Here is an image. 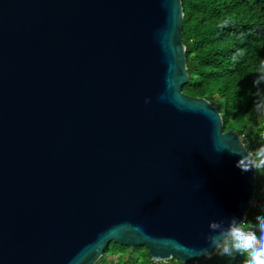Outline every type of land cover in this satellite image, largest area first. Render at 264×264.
<instances>
[{"label": "water", "instance_id": "obj_1", "mask_svg": "<svg viewBox=\"0 0 264 264\" xmlns=\"http://www.w3.org/2000/svg\"><path fill=\"white\" fill-rule=\"evenodd\" d=\"M182 20L181 0H0V264L110 242L194 264L210 220L244 219L255 171L230 151H250L182 91Z\"/></svg>", "mask_w": 264, "mask_h": 264}, {"label": "trees", "instance_id": "obj_2", "mask_svg": "<svg viewBox=\"0 0 264 264\" xmlns=\"http://www.w3.org/2000/svg\"><path fill=\"white\" fill-rule=\"evenodd\" d=\"M182 41L189 80L182 91L203 97L220 112L224 130L239 133L246 148L264 147V114L255 115V103L264 98V85L253 81L264 75V0H181ZM246 223L264 215V170H256L253 198ZM110 254H117L109 260ZM174 264H182L172 258ZM95 264H160L145 246L132 249L110 242ZM194 264H243V257L211 256Z\"/></svg>", "mask_w": 264, "mask_h": 264}, {"label": "clouds", "instance_id": "obj_3", "mask_svg": "<svg viewBox=\"0 0 264 264\" xmlns=\"http://www.w3.org/2000/svg\"><path fill=\"white\" fill-rule=\"evenodd\" d=\"M257 88L264 85V75L253 81ZM161 99H166L162 96ZM148 103V99H145ZM255 110L264 114V98L256 101ZM238 156L236 167L241 172H254L264 170V147H260L255 153H250L241 148L230 151ZM209 232L205 239L216 250L217 254L234 258L239 255L243 257V264H264V215L255 218V227L250 228L245 219L230 217L225 222L224 219L210 220L208 222Z\"/></svg>", "mask_w": 264, "mask_h": 264}, {"label": "rangeland", "instance_id": "obj_4", "mask_svg": "<svg viewBox=\"0 0 264 264\" xmlns=\"http://www.w3.org/2000/svg\"><path fill=\"white\" fill-rule=\"evenodd\" d=\"M255 115H256V118H257V119L261 118V117H260V113H258L256 110H255ZM252 201H253V200H252ZM108 255H110L109 260L111 259L112 261H114V260H115V257H116L117 254H116V253H115V254H113V253H112V254L108 253Z\"/></svg>", "mask_w": 264, "mask_h": 264}, {"label": "flooded vegetation", "instance_id": "obj_5", "mask_svg": "<svg viewBox=\"0 0 264 264\" xmlns=\"http://www.w3.org/2000/svg\"><path fill=\"white\" fill-rule=\"evenodd\" d=\"M171 261V260H170Z\"/></svg>", "mask_w": 264, "mask_h": 264}]
</instances>
